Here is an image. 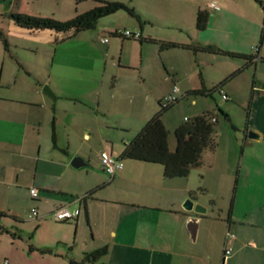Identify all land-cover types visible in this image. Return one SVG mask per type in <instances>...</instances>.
I'll return each mask as SVG.
<instances>
[{"label": "crops", "instance_id": "obj_1", "mask_svg": "<svg viewBox=\"0 0 264 264\" xmlns=\"http://www.w3.org/2000/svg\"><path fill=\"white\" fill-rule=\"evenodd\" d=\"M173 1H132L140 21L126 14L121 23L100 30L97 22L91 32L70 38L80 47L69 44L57 51L50 37L42 61L36 59L38 49H30L34 62L24 66L30 80L17 72L10 93H0V154L7 149L11 155L0 160V185H11L15 192L38 190L37 198L28 191V201L44 222L36 218L33 226L49 235L36 240L31 251L49 264H221L226 246L232 248L226 264H264V172L258 169L264 165V112L257 108L264 105V0H177L183 7L176 25L167 23L171 8L164 10ZM198 10L208 13V22L213 17V29L214 19L220 20L215 30L235 36L237 43L206 40L195 26ZM125 28L140 32L141 39L110 36ZM148 39L179 46L162 49ZM212 42L253 57L251 63L225 64L218 79L246 73L251 105L245 128L235 127L238 136L232 140L229 134L225 146L218 142L195 174L167 178L158 164L123 159V167L110 178L100 153L118 158L123 144L159 110L174 86L180 97L198 88V77L206 84L209 54L187 46ZM46 84L53 96L41 89ZM166 112L162 120L171 130L203 113H181L170 121ZM250 129L258 134L255 139L247 137ZM76 157L78 168L71 166ZM9 191L0 189V211L18 218L17 194ZM187 197L207 210L197 215L194 235V214L182 207ZM65 205L78 208V216L54 221L52 211ZM101 248L103 253L91 255Z\"/></svg>", "mask_w": 264, "mask_h": 264}, {"label": "rangeland", "instance_id": "obj_2", "mask_svg": "<svg viewBox=\"0 0 264 264\" xmlns=\"http://www.w3.org/2000/svg\"><path fill=\"white\" fill-rule=\"evenodd\" d=\"M107 1H116V2H124L131 5L132 1L137 2L139 0H107ZM131 1V2H130ZM207 1V0H203ZM95 5L94 0H0V93H10V84L12 83L13 76L15 73L19 72V76L23 77L24 80L28 79L24 67L28 63L34 62V53L30 51V49H38V57L40 56L41 61L44 58L41 52L43 49L48 46V39L51 37L54 40V45L56 46L57 51L63 48H68L69 44L72 47L79 46L80 44L75 42L72 38L74 35L71 33H56L54 31H28L26 29L20 28L13 23V21L9 18L10 13H26L31 16H36L40 18H53L60 21H66L72 19L78 14H81ZM164 7L165 12H167L166 8H171L169 10V20L167 23H171L176 25L177 14L182 13V7L180 1L174 0L173 5H167ZM132 6V5H131ZM116 14V15H114ZM118 14V15H117ZM127 13L120 10L111 15L102 17L98 20L97 28L100 30L104 25H110L112 23H121L123 16H127ZM210 18L209 22L205 29L201 30L202 35L206 40H214L220 43V45L228 44V46L235 45L238 41V38L231 35H226L224 33H220L215 30V28H219L221 24L220 20L214 19L213 24L215 28L213 29ZM129 30L128 28H125ZM158 29V28H157ZM161 30V29H159ZM89 32V30H85ZM131 31V30H129ZM91 32V31H90ZM71 36V37H70ZM109 38V35H106ZM68 38V39H67ZM237 39V40H236ZM6 41V44L4 42ZM211 41V40H210ZM214 45L215 43H209ZM217 45V44H215ZM218 46V45H217ZM220 47V46H219ZM210 61V65H206L204 68L206 73L208 74L206 78V84H204L206 89H211L215 84H219L222 82L218 80L222 75H224L222 69L225 64L228 63H239L243 61L240 58H233L227 55L208 53ZM56 60V58L54 59ZM244 62V61H243ZM72 63H74L72 61ZM253 64H250V74L252 75L254 72ZM70 69V68H69ZM203 72V68L202 71ZM197 78V74H195ZM246 73L243 72L241 74L240 71L234 73V75L226 80H223L222 89L228 95L227 100L221 99L220 95L217 92H214L211 95H184L177 103H175L172 108H170L166 112L167 119L170 121H177L179 115L183 113V115L192 116L195 113L201 112H212L216 115L218 122L216 124L217 129V143L222 142V145L225 146L226 137L230 134L232 140H234L235 135L238 136V133H235V127L244 129L247 122V113L249 111L250 115V89L251 87L246 83L245 79ZM32 78V77H31ZM198 87L201 86L202 81L198 77L197 79ZM228 81V82H227ZM215 84H212V83ZM227 82V83H226ZM26 84V83H24ZM260 85V84H259ZM44 86L42 85L41 89L43 90ZM49 87V86H48ZM232 88H235L236 91L230 92ZM192 99H196V104L193 105ZM261 104V103H259ZM258 105V102H257ZM224 112L227 116H223L218 109ZM258 110L262 113L264 112V105L257 107ZM254 109V108H253ZM257 110V109H256ZM254 111V110H253ZM252 111V113H253ZM256 113V111H255ZM260 113V114H261ZM253 115V114H252ZM182 117V116H181ZM252 117V116H251ZM249 118V116H248ZM252 130V129H250ZM253 131V130H252ZM235 144V143H234ZM175 146V137L173 133L169 135V147L171 150L174 149ZM236 152L237 155H240V150L237 145ZM3 153L0 154V160L8 159L10 160L11 155L9 151L6 149H2ZM210 150H206L202 156V167L204 166L203 158L209 156ZM232 154L229 153V156ZM263 155V154H262ZM246 156V155H245ZM264 172V165L258 168ZM200 169H192L191 174H195ZM8 173V180L10 177ZM26 180L30 181L28 177ZM0 189L4 193H9L11 190L13 191V187L8 184L0 185ZM13 193L17 195V201L19 206V217L14 218L11 214L4 212V216H0V226H4L8 228L10 231L15 233V237H11L9 234H1L0 235V264H3L6 259L9 264H49V262L43 259V255H41L38 251H31L30 246L35 243L36 240H44L48 237L49 232L45 229H36L33 224H35L36 220L40 219L39 223L42 224L43 218L32 219L29 218V208L30 202L28 190H19ZM57 226V225H56ZM40 239V240H39Z\"/></svg>", "mask_w": 264, "mask_h": 264}, {"label": "trees", "instance_id": "obj_3", "mask_svg": "<svg viewBox=\"0 0 264 264\" xmlns=\"http://www.w3.org/2000/svg\"><path fill=\"white\" fill-rule=\"evenodd\" d=\"M95 5L89 10L76 15L72 19L66 21H60L53 18H40L31 16L26 13H10L9 18L15 25L28 31H54L56 33H71L74 35L78 32L92 29L96 26L98 20L102 17L111 15L117 11H124L131 17L140 21L141 18L136 10L124 2L107 1V0H94ZM208 22V13L204 10H198L196 13L195 26L197 30L205 29ZM116 31V30H115ZM110 34V36H121L116 32ZM1 36V32H0ZM124 37V36H122ZM129 38V37H128ZM134 39V38H130ZM141 36L136 38L140 40ZM150 42L157 43L159 48L165 49L168 47L179 46L174 43H162L161 41H155L148 39ZM5 44L6 41L4 40ZM193 52H206L215 53L221 55H227L233 58H240L248 63L254 62L252 56L226 51L224 49L215 47L211 44L206 45H188ZM234 74L230 75L232 77ZM223 81L214 86L211 89H206L203 83L200 87L195 88L185 95H211L217 92L220 97V90L222 89ZM224 92V91H223ZM226 95V93H225ZM184 96L178 97L169 106L162 107L161 102L159 104V110L148 120V122L137 132L135 137L128 143L123 144V149L118 159H133L146 163L158 164L162 167L164 177L167 178H182L188 176L192 169L198 168L202 164V156L206 150H214L217 147V129H216V115L212 112H203L201 114L184 119L174 129L167 127L163 120L162 115L168 111L175 103H177ZM222 98V97H221ZM227 98V95H226ZM223 100H227V99ZM218 111L227 116L219 108ZM249 111L247 113V119ZM173 133L175 137V146L171 150L169 147V135ZM117 158V157H116ZM87 193L83 198L88 197ZM5 213L0 211V216H4ZM36 219V218H32ZM9 234L11 237H15V233L10 231L4 226H0V235ZM32 249V246H30ZM49 251V250H48ZM41 253L46 252L40 250ZM104 252V248L93 252L91 255L95 256ZM89 254L85 257L87 260ZM81 262L69 261L68 264H83ZM3 264H7L6 261ZM91 264V263H87Z\"/></svg>", "mask_w": 264, "mask_h": 264}, {"label": "built area", "instance_id": "obj_4", "mask_svg": "<svg viewBox=\"0 0 264 264\" xmlns=\"http://www.w3.org/2000/svg\"><path fill=\"white\" fill-rule=\"evenodd\" d=\"M210 7H212L214 10H217L219 6L217 4L211 3ZM116 34H120L121 36L124 37H129V38H138L140 36V32L135 31H129L127 29H120L115 31ZM102 41H107V37H104ZM177 93V87L174 86L172 93L166 95L164 99L161 102L162 107L169 106L173 101H175L178 96L176 95ZM221 97L223 99L226 98L225 92L220 90ZM100 163L102 166L103 171L110 177L112 178L122 167H123V162L122 160L115 158L111 156L108 152L103 151L99 155ZM29 194L32 198H37L38 197V190L35 187L29 188ZM79 214V209L74 208L70 209L68 206H62L59 208H56L55 210L52 211L51 216L54 221L56 222H69L74 220ZM39 217V212L36 206H31L29 210V218H38ZM230 234H228L229 236ZM231 236V235H230ZM232 248L230 246H226L223 249V254H222V262L221 264H226L227 259L229 255L231 254Z\"/></svg>", "mask_w": 264, "mask_h": 264}, {"label": "water", "instance_id": "obj_5", "mask_svg": "<svg viewBox=\"0 0 264 264\" xmlns=\"http://www.w3.org/2000/svg\"><path fill=\"white\" fill-rule=\"evenodd\" d=\"M262 87L264 88V83L262 84ZM43 91L46 92L48 95L53 96L52 92L50 91V89L48 88V86H44L43 87ZM258 136V134L252 130H249L247 133V137L248 138H253L255 139ZM71 166L78 168L81 166L79 158L76 157L72 160L71 162ZM182 207L190 212H193L194 216L193 218H191L190 220V226L192 229V234L194 235V231H195V224H196V220H197V215L198 214H204L206 213V207L203 206L202 204H200L198 201H196L194 198L192 197H187L185 198L184 202L182 203Z\"/></svg>", "mask_w": 264, "mask_h": 264}]
</instances>
